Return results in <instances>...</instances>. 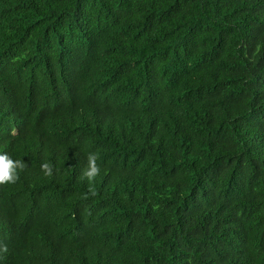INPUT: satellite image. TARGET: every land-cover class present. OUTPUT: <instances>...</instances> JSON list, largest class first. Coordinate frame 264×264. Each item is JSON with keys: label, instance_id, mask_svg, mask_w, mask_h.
<instances>
[{"label": "trees", "instance_id": "1", "mask_svg": "<svg viewBox=\"0 0 264 264\" xmlns=\"http://www.w3.org/2000/svg\"><path fill=\"white\" fill-rule=\"evenodd\" d=\"M0 153V264H264V0H0Z\"/></svg>", "mask_w": 264, "mask_h": 264}, {"label": "clouds", "instance_id": "2", "mask_svg": "<svg viewBox=\"0 0 264 264\" xmlns=\"http://www.w3.org/2000/svg\"><path fill=\"white\" fill-rule=\"evenodd\" d=\"M98 157L95 152H89L86 156V166L82 170V178L92 181L99 173L100 167L97 163ZM26 162L22 159H13L7 153H0V184L14 183L18 178V170L25 168ZM41 168L46 173L51 171L50 165L45 162Z\"/></svg>", "mask_w": 264, "mask_h": 264}]
</instances>
